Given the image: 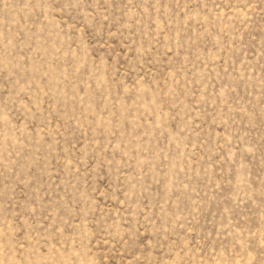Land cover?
<instances>
[{"label":"rangeland","instance_id":"374dc122","mask_svg":"<svg viewBox=\"0 0 264 264\" xmlns=\"http://www.w3.org/2000/svg\"><path fill=\"white\" fill-rule=\"evenodd\" d=\"M0 264H264V0H0Z\"/></svg>","mask_w":264,"mask_h":264}]
</instances>
